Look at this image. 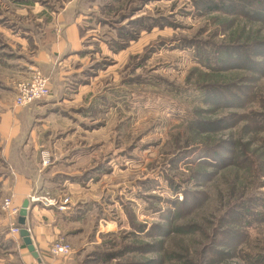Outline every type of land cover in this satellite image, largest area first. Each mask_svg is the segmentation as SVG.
Wrapping results in <instances>:
<instances>
[{"label": "rangeland", "instance_id": "374dc122", "mask_svg": "<svg viewBox=\"0 0 264 264\" xmlns=\"http://www.w3.org/2000/svg\"><path fill=\"white\" fill-rule=\"evenodd\" d=\"M35 69L51 93L18 106ZM17 175L74 264H264V0H0L10 230ZM4 233L0 264L25 263Z\"/></svg>", "mask_w": 264, "mask_h": 264}, {"label": "crops", "instance_id": "0c3cea01", "mask_svg": "<svg viewBox=\"0 0 264 264\" xmlns=\"http://www.w3.org/2000/svg\"><path fill=\"white\" fill-rule=\"evenodd\" d=\"M67 12L70 11L60 12L59 15L62 14L61 17H65ZM66 28L67 29H65L63 39L58 37L57 40L49 43L44 51H41L39 53L37 58L38 65H41L42 63L43 65H46L48 62L50 63L52 59L51 53L60 52V54H63V52L70 50L71 48H76L74 46L78 45L77 41L79 39L77 26L75 23H73L67 26ZM59 74H62V72ZM29 107L22 108L20 111L25 113L29 110ZM20 111L19 109L16 110V112ZM15 123L17 122L15 121ZM13 129L18 133V124H14ZM35 145L37 147L39 146L37 143H35ZM40 183L41 180H39V175L34 177H25L24 175H17L15 179L12 178V180L10 181L8 179H5L2 183L3 189H6V191H14L15 193H17V195H19L18 198H16V202H19L20 207L22 206V203L25 199L30 200L26 226L30 230L31 237L37 247L41 261H38L36 258H34L32 254L28 251L26 245L23 246L22 243L18 246V251L21 260H23L27 264H74V261L71 257L54 258L49 255V248L53 241H55L57 234L60 233L61 226L54 225L53 219L51 217L52 212L50 210L35 205L29 198V195L35 193V191L39 188L38 186L40 185ZM46 218H48L47 221L45 220ZM16 219L17 226L20 221V217L18 216L16 217ZM9 222L10 220L8 219V217L0 215V233L2 234L5 232L4 234L6 237H9L12 234L13 237L15 236V238L20 239L21 242L22 237L20 236V233L13 234L10 230V227L7 226ZM0 251L5 253V255L11 256L9 253H6V248H2L0 249Z\"/></svg>", "mask_w": 264, "mask_h": 264}, {"label": "built area", "instance_id": "2783aa9c", "mask_svg": "<svg viewBox=\"0 0 264 264\" xmlns=\"http://www.w3.org/2000/svg\"><path fill=\"white\" fill-rule=\"evenodd\" d=\"M50 93L51 88L48 78L40 70L35 69L29 80L19 82L16 85L15 104L18 106L30 105L39 100L45 99ZM41 159L43 165H46L50 160V154L47 151H43ZM3 208L13 217H18L21 209L20 205H16L7 198L3 202ZM20 229L19 226L15 225L11 228V232L13 234H18ZM71 252L72 246L64 238L56 239L49 248V255L54 258L66 257Z\"/></svg>", "mask_w": 264, "mask_h": 264}, {"label": "water", "instance_id": "95a60500", "mask_svg": "<svg viewBox=\"0 0 264 264\" xmlns=\"http://www.w3.org/2000/svg\"><path fill=\"white\" fill-rule=\"evenodd\" d=\"M29 204H30L29 199H25L24 202L22 203L20 213H19V217H20L19 223L21 225V229H20L19 233H20V236L22 237L28 251L32 254V256L34 258H36L38 261H41L37 247H36L35 243L33 242L32 237H31L30 230L26 226V220H27V216L29 213Z\"/></svg>", "mask_w": 264, "mask_h": 264}, {"label": "trees", "instance_id": "16d2710c", "mask_svg": "<svg viewBox=\"0 0 264 264\" xmlns=\"http://www.w3.org/2000/svg\"><path fill=\"white\" fill-rule=\"evenodd\" d=\"M18 226L21 228V225L19 223H18ZM19 241H20V239H19ZM20 243H22V245L25 246V243H24V241H22V238H21V242Z\"/></svg>", "mask_w": 264, "mask_h": 264}]
</instances>
